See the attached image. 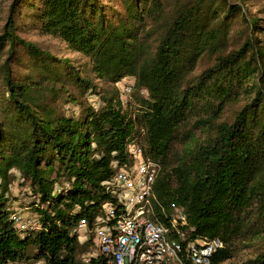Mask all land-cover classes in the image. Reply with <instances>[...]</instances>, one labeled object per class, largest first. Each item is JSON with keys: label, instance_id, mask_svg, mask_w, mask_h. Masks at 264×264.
Returning a JSON list of instances; mask_svg holds the SVG:
<instances>
[{"label": "trees", "instance_id": "16d2710c", "mask_svg": "<svg viewBox=\"0 0 264 264\" xmlns=\"http://www.w3.org/2000/svg\"><path fill=\"white\" fill-rule=\"evenodd\" d=\"M28 1L11 0L0 33V264H102L84 263L93 242L73 231L117 204L105 183L129 164L131 142L159 166L153 220L169 225L179 209L189 239L222 241L211 264L252 241L262 246L241 264H264V5L259 17L249 0H120L121 11L101 0ZM23 5L89 72L17 35ZM18 50L29 60L21 77L12 73ZM60 101L78 114L60 112ZM12 170L32 196L37 230L10 220Z\"/></svg>", "mask_w": 264, "mask_h": 264}, {"label": "built area", "instance_id": "2783aa9c", "mask_svg": "<svg viewBox=\"0 0 264 264\" xmlns=\"http://www.w3.org/2000/svg\"><path fill=\"white\" fill-rule=\"evenodd\" d=\"M119 86L121 98L126 101L132 86L125 83ZM127 152L129 164L117 168L111 180L105 183L117 204L105 203L102 214L90 227L82 219L73 231L95 236L92 242L97 251L88 254L84 263L91 258H101L102 264H211V258L223 246L222 241L219 238L189 239L180 228L186 219L179 209L174 210L169 225L153 220L154 184L159 166L134 142L128 144ZM10 220L18 231L39 228L38 219L19 212H11Z\"/></svg>", "mask_w": 264, "mask_h": 264}, {"label": "rangeland", "instance_id": "374dc122", "mask_svg": "<svg viewBox=\"0 0 264 264\" xmlns=\"http://www.w3.org/2000/svg\"><path fill=\"white\" fill-rule=\"evenodd\" d=\"M30 0L28 2H32ZM35 1V0H34ZM103 3L110 2L117 11H121V3L120 0H101ZM11 0H0V33L3 26L2 19L5 16V11L7 6L10 4ZM264 2L262 0H249L246 2L245 7L249 11L251 15L256 14L259 17L263 16L261 13V8L263 7ZM33 10L29 9L27 6L23 5L20 8V14H18L16 19L17 26V35L25 40L30 41L36 44L41 50L48 51L53 54L58 59H68L75 66V68L79 71L85 72L89 69L87 59L79 53H72L70 50L66 48V45L59 39L53 38L47 35H41L39 31L36 29V23L33 18ZM18 59L20 61H16L14 64L12 63V73L21 77L26 73L27 67L29 66V60L25 53L22 50L17 51ZM5 55L4 53L0 54V64L4 61ZM89 72V70H88ZM91 76V74H89ZM95 84L98 88L105 89L107 88L106 84L100 82L97 79H94ZM120 83L131 84L132 79L124 78V80ZM116 87V86H115ZM117 88V87H116ZM120 90V86H119ZM84 101L87 105H91L94 108H98L100 106V101L98 96L94 94H87L84 98ZM239 106V105H238ZM57 109L66 114L70 115L71 113L78 114L80 107L76 104L65 103L63 101L58 102ZM11 174L14 176L10 185L9 191L6 194L8 198V207L10 212H19L21 215L32 218L34 220L38 219L37 213L31 207V203L33 201L32 196L29 190L21 185V178L18 172L15 170L11 171ZM91 237V240L95 242V236L90 234L89 232H79L78 233V241H86ZM262 242V241H261ZM262 245L259 242L252 241L249 246L242 251H239L238 254L231 260H228L222 264H241L247 259H251L256 256L259 247ZM97 248L91 249V252H96Z\"/></svg>", "mask_w": 264, "mask_h": 264}]
</instances>
